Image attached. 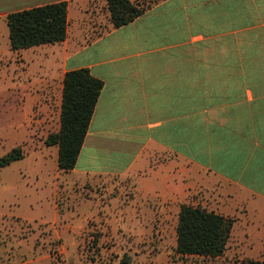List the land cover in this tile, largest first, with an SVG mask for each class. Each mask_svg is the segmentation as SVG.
<instances>
[{
	"label": "crops",
	"instance_id": "0c3cea01",
	"mask_svg": "<svg viewBox=\"0 0 264 264\" xmlns=\"http://www.w3.org/2000/svg\"><path fill=\"white\" fill-rule=\"evenodd\" d=\"M59 2L67 3L65 41L8 58L20 56L27 73L35 65L42 71L36 51L54 49L60 97L69 71L87 69L102 81L69 173L134 181L136 203L110 198L109 225L151 234L147 228L163 223L169 208L177 225L183 204L176 203L203 192V209L234 219L235 251L263 260L264 0H155L131 23L115 29L108 21L99 33L90 22L107 21L104 0H0V43L10 48L8 14ZM10 81L24 110L13 125L20 147L33 132L25 121L34 100L45 99L48 80L39 74L27 84L12 75ZM52 156L57 169V147Z\"/></svg>",
	"mask_w": 264,
	"mask_h": 264
},
{
	"label": "rangeland",
	"instance_id": "374dc122",
	"mask_svg": "<svg viewBox=\"0 0 264 264\" xmlns=\"http://www.w3.org/2000/svg\"><path fill=\"white\" fill-rule=\"evenodd\" d=\"M130 1L142 8L155 2ZM104 11L107 13V7L101 12ZM106 18L107 21L90 22L96 28L94 32L99 33L105 27L110 21ZM10 52L2 40L0 157L19 146L13 125L16 119L23 117L24 111L17 104V93L12 90L10 76L27 84V80L41 74L48 80V89L44 91L45 99L42 96L34 100L32 115L25 121L33 132L19 148L28 156L26 154L23 159L0 169V264H238L250 259L264 261L249 254H238L235 251L238 246L232 240L219 258L179 256L175 251L176 223L171 208L163 223L158 220L153 228H147L152 230L151 234L136 237L120 226L109 225L105 207L110 198L136 203L132 190L134 181L101 177L95 182L88 176L77 179L69 172L56 176V158L52 156L56 146L49 147V154L45 151L46 138L56 133L60 124V75L55 72L51 58L55 51L48 46L38 49L36 58H44L43 69L39 71L35 65L30 73L20 56L8 58ZM40 151L45 152L42 158L34 155ZM78 167H82V160ZM205 200L203 192H198L175 206L191 204L203 208L207 207L206 203L209 205ZM167 205L171 207V203ZM85 217L88 219L84 222Z\"/></svg>",
	"mask_w": 264,
	"mask_h": 264
},
{
	"label": "trees",
	"instance_id": "16d2710c",
	"mask_svg": "<svg viewBox=\"0 0 264 264\" xmlns=\"http://www.w3.org/2000/svg\"><path fill=\"white\" fill-rule=\"evenodd\" d=\"M113 28L125 26L145 11L130 0H104ZM67 3L59 2L7 15L9 46L12 52L43 45L59 44L67 37ZM103 88L87 69L64 74L59 114V130L48 135L47 147L58 148L57 169L72 171L88 132L95 106ZM24 158L21 148L0 157V169ZM234 219L209 212L200 206H180L176 225L175 251L182 257H220L230 238ZM238 264H264L242 260Z\"/></svg>",
	"mask_w": 264,
	"mask_h": 264
},
{
	"label": "water",
	"instance_id": "95a60500",
	"mask_svg": "<svg viewBox=\"0 0 264 264\" xmlns=\"http://www.w3.org/2000/svg\"><path fill=\"white\" fill-rule=\"evenodd\" d=\"M121 264H127L126 262H123V263H121Z\"/></svg>",
	"mask_w": 264,
	"mask_h": 264
}]
</instances>
